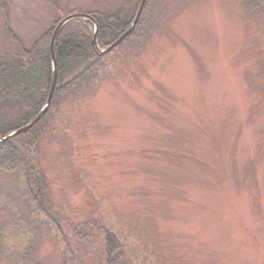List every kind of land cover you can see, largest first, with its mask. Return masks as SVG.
<instances>
[{
  "label": "rangeland",
  "instance_id": "rangeland-1",
  "mask_svg": "<svg viewBox=\"0 0 264 264\" xmlns=\"http://www.w3.org/2000/svg\"><path fill=\"white\" fill-rule=\"evenodd\" d=\"M98 1L0 0V54L7 20L30 46L124 3ZM151 2L142 48L53 109L41 206L0 174V264H264V20L245 0Z\"/></svg>",
  "mask_w": 264,
  "mask_h": 264
},
{
  "label": "trees",
  "instance_id": "trees-1",
  "mask_svg": "<svg viewBox=\"0 0 264 264\" xmlns=\"http://www.w3.org/2000/svg\"><path fill=\"white\" fill-rule=\"evenodd\" d=\"M245 1L247 8L264 20V0ZM47 2L51 3V0ZM152 6L149 0L133 34L104 56L98 55L92 44L94 26L91 22L73 20L59 32L54 46L58 83L50 110L27 133L0 142V174L22 173L29 193L38 201L39 206L41 197L46 196L48 189L46 177L41 170L40 145L50 129L48 120L53 109L67 99L78 96L83 91L84 84L96 79L95 74L101 64L123 45L128 43L130 49L142 48L146 43L145 36L152 35L150 19L147 18ZM94 18L99 24L98 44L102 49H106L126 32L134 17L131 20L129 16L123 19L120 13L115 11L110 14L99 12ZM61 20L62 18L30 46L23 43L10 28L9 20L6 21L5 26L13 49L0 54V137H6L28 125L45 106L53 78L51 40L54 29ZM108 232L105 245L107 253L112 257L117 250V241L115 236ZM0 254H3L1 245ZM113 264L119 262L116 260Z\"/></svg>",
  "mask_w": 264,
  "mask_h": 264
},
{
  "label": "water",
  "instance_id": "water-1",
  "mask_svg": "<svg viewBox=\"0 0 264 264\" xmlns=\"http://www.w3.org/2000/svg\"><path fill=\"white\" fill-rule=\"evenodd\" d=\"M146 3H147V0L141 1L137 15L135 17L134 23L131 26V28L126 33H124L114 44H112L110 47H108L105 50H101L99 45H98V38L97 37H98V32H99V26H98L97 22L91 16L86 15V14H74V15L68 16L65 19H63L56 26V28L53 32L52 40H51L50 53H51V58H52V63H53V78H52V84H51V88H50L45 106L43 107V109L40 111V113L35 117V119L32 122H30L28 125L20 128V129L13 131L12 133H10L6 137H3V138L0 137V142H6V141H8V140L20 135V134L27 133L29 130H31L33 127H35L41 121V119L48 113V111L51 107L53 97H54V93H55V90L57 88V83H58V69H57V64H56V60H55L54 46H55V42H56V39H57L59 32L62 30V28L68 22L73 21V20H77V19H83V20L91 21L95 26L92 44H93L95 50L97 51V53L99 55H104L106 53H109L112 49H114L120 43H122L134 31L142 13H143V10H144Z\"/></svg>",
  "mask_w": 264,
  "mask_h": 264
},
{
  "label": "flooded vegetation",
  "instance_id": "flooded-vegetation-1",
  "mask_svg": "<svg viewBox=\"0 0 264 264\" xmlns=\"http://www.w3.org/2000/svg\"><path fill=\"white\" fill-rule=\"evenodd\" d=\"M141 1L142 0H124V3L120 7H117V9L115 11H117V12L120 13L121 18L126 19L129 16L130 17V20H131L132 17L135 18V15H136V13H137V11L139 9V6L141 4ZM96 3L98 4L99 1L96 0ZM69 12L70 13H85V14L91 15L92 17H96L97 15H99V12L101 13V11H95L93 9L89 10L87 7L86 8H77V9L68 11V13ZM134 18L132 20V23L134 21ZM122 21L128 22L129 20H122ZM105 23H106V21H105ZM132 23H131V25H132Z\"/></svg>",
  "mask_w": 264,
  "mask_h": 264
}]
</instances>
